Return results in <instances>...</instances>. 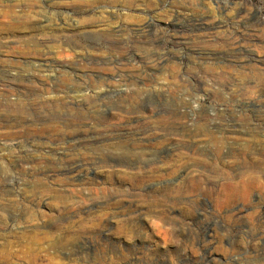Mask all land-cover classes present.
I'll return each instance as SVG.
<instances>
[{
	"label": "rangeland",
	"instance_id": "374dc122",
	"mask_svg": "<svg viewBox=\"0 0 264 264\" xmlns=\"http://www.w3.org/2000/svg\"><path fill=\"white\" fill-rule=\"evenodd\" d=\"M263 148L264 0H0V264H264Z\"/></svg>",
	"mask_w": 264,
	"mask_h": 264
},
{
	"label": "bare ground",
	"instance_id": "6f19581e",
	"mask_svg": "<svg viewBox=\"0 0 264 264\" xmlns=\"http://www.w3.org/2000/svg\"><path fill=\"white\" fill-rule=\"evenodd\" d=\"M202 20V19H201ZM199 21V22H196L194 24L195 28L198 27V28H201L204 23L203 21ZM193 22H195L193 20ZM263 36V35H261ZM261 39V38H260ZM262 43V41H261ZM248 49V48H247ZM242 50V49H240ZM239 51V50H237ZM249 51V50H248ZM251 53V52H250ZM244 54V53H243ZM249 54V53H248ZM246 58V57H245ZM244 60V59H243ZM253 60V59H252ZM257 60V59H256ZM245 61V60H244ZM250 60H246V63H249ZM244 65V64H243ZM32 90V89H31ZM13 91V90H12ZM23 91V90H22ZM5 92V91H4ZM17 92V91H16ZM40 92V91H39ZM21 93V92H20ZM4 96V95H3ZM18 97V96H17ZM6 99V98H5ZM24 99V98H23ZM17 101V100H16ZM33 103V102H32ZM31 104V103H30ZM39 104V103H38ZM17 105V103H16ZM28 105V104H27ZM37 105V104H36ZM40 106H47V105H51V106H57L56 104H54V102H41L39 104ZM18 106V105H17ZM20 106V105H19ZM35 108V107H34ZM42 108V109H43ZM23 109V108H22ZM39 109H41L39 107ZM54 110V109H53ZM21 112V111H20ZM25 112V111H24ZM27 114L29 117H31V113L29 111H27ZM39 114V113H38ZM22 115V114H21ZM24 115V114H23ZM26 116V114L24 115ZM69 116V115H68ZM78 116V115H77ZM65 117H67V114L64 115V117L62 116V114H57V111H54L53 113H50L48 115H45V116H38V118H35L34 120H32V124H37L39 123V125H42L44 126L42 129H41V134L42 135H45V136H42L41 138H38V139H48L50 142L54 141V140H57L58 137L62 138V139H67L68 137V134L69 133H72L70 132L69 130H72L73 127H71L70 123L67 122L65 120ZM204 117V116H203ZM206 117V116H205ZM204 117V118H205ZM74 119L77 118L76 116L73 117ZM72 118V119H73ZM180 118H186V115L185 114H174L172 115V119H174L175 121H179ZM83 119V118H82ZM7 120V119H6ZM65 122V123H64ZM31 123V122H30ZM61 124H64L63 126V129H61L60 131L57 132V127ZM174 124V123H173ZM177 125V124H176ZM201 125V124H200ZM197 126V125H195ZM174 127V126H173ZM176 127V126H175ZM178 127V126H177ZM218 127V126H216ZM25 128V127H24ZM30 128V127H29ZM206 128V126L204 127ZM172 129V127H171ZM6 130V129H5ZM74 130V129H73ZM207 129H205L204 131H206ZM39 131V130H38ZM179 132V131H178ZM177 132V129H176V133L178 134ZM6 134V133H5ZM176 134V135H177ZM28 136L29 137H32V138H28V142L29 143H33L35 142L37 139L38 136L37 134L33 136L32 133L28 132ZM179 136V135H178ZM195 137V136H194ZM47 141V140H46ZM68 141V140H67ZM221 143V142H220ZM47 145V144H46ZM37 146V145H36ZM56 146V145H55ZM252 146V145H251ZM253 147V146H252ZM25 148V147H24ZM33 148V147H31ZM245 151L248 152L250 151V147H244ZM253 149V148H251ZM264 149V148H263ZM27 150V149H25ZM35 150V149H34ZM30 151V150H29ZM261 152V151H260ZM254 153V152H252ZM245 154V153H244ZM247 154V153H246ZM250 154V153H249ZM257 154V153H256ZM255 154V155H256ZM262 154V153H260ZM33 155V154H32ZM239 155V154H238ZM253 155V154H252ZM253 155V156H255ZM259 155V153L257 154ZM251 156V155H249ZM249 156H245L244 159L246 160L247 157ZM252 156V157H253ZM263 156V155H262ZM258 157V156H257ZM260 157V155H259ZM264 157V156H263ZM20 158V157H19ZM24 158V157H23ZM251 159V158H250ZM257 159V158H256ZM22 160V159H21ZM264 160V159H262ZM260 160V161H262ZM22 162V161H21ZM78 162H75V163H72V164H69L65 169H64V173H66L67 175H72L73 173H75L77 170H79L81 168V164H78ZM7 181V180H6ZM249 184V183H248ZM245 185V184H243ZM247 185V184H246ZM245 187H241L240 184H236V185H230L228 187L225 188V190L223 191V193L221 194V197H220V200L217 202L218 203V206L217 207H226L227 204H229L231 201L235 200V199H238V198H246V196L249 194V186H246ZM4 187H7V184L4 185ZM248 193V194H247ZM52 234L50 233H38V234H35V235H31L29 237V240L27 242V245H26V251L22 254L23 255V259H27L29 261V263L31 264H38V262L40 260H42V258H45L47 259L49 262V264H55L54 261L57 260V243L55 241L52 240ZM50 250H53L54 252L51 253ZM4 257H6L7 255H10V254H7V252H3L2 254ZM13 255H16V252L13 254ZM8 257V256H7ZM22 257V256H20Z\"/></svg>",
	"mask_w": 264,
	"mask_h": 264
}]
</instances>
